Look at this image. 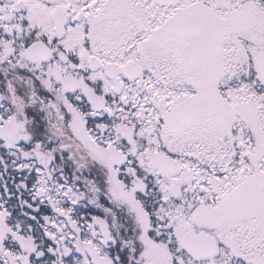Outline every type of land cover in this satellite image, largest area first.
Segmentation results:
<instances>
[{
	"label": "snow or ice",
	"instance_id": "1",
	"mask_svg": "<svg viewBox=\"0 0 264 264\" xmlns=\"http://www.w3.org/2000/svg\"><path fill=\"white\" fill-rule=\"evenodd\" d=\"M0 264H264V0H0Z\"/></svg>",
	"mask_w": 264,
	"mask_h": 264
}]
</instances>
